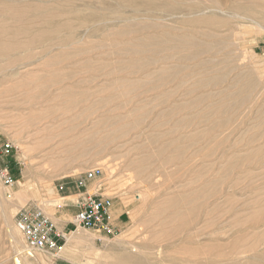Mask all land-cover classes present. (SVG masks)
<instances>
[{
    "label": "rangeland",
    "instance_id": "obj_1",
    "mask_svg": "<svg viewBox=\"0 0 264 264\" xmlns=\"http://www.w3.org/2000/svg\"><path fill=\"white\" fill-rule=\"evenodd\" d=\"M186 1L0 0V264H264V0ZM92 169L113 237L71 224Z\"/></svg>",
    "mask_w": 264,
    "mask_h": 264
},
{
    "label": "built area",
    "instance_id": "obj_2",
    "mask_svg": "<svg viewBox=\"0 0 264 264\" xmlns=\"http://www.w3.org/2000/svg\"><path fill=\"white\" fill-rule=\"evenodd\" d=\"M13 149L14 146L10 142L0 145V185L8 190L15 186L16 180L1 161L3 157L9 156ZM99 177L100 171L92 169L84 172L83 177L76 181L75 186L78 189L74 202L76 213L71 224L74 231L92 230L113 237L115 226L111 214V201L100 195L101 185L99 183L91 188L87 185ZM58 208L61 207L58 206ZM15 224L29 250L47 252L54 256L61 251L62 246L59 245V241L65 242V239L58 234L52 221L40 208L30 206L20 208L15 216Z\"/></svg>",
    "mask_w": 264,
    "mask_h": 264
},
{
    "label": "bare ground",
    "instance_id": "obj_3",
    "mask_svg": "<svg viewBox=\"0 0 264 264\" xmlns=\"http://www.w3.org/2000/svg\"><path fill=\"white\" fill-rule=\"evenodd\" d=\"M2 1V0H1ZM186 1V0H185ZM258 1V0H257ZM142 2V1H141ZM182 2H183V0H182ZM187 2V1H186ZM185 2V3H186ZM163 4H165V3H163ZM183 4V3H182ZM142 5V4H141ZM140 5V6H141ZM186 4H184V6H185ZM188 5V4H187ZM155 6V5H154ZM159 6V5H158ZM167 6H169L168 4H167ZM171 6V5H170ZM165 7V6H164ZM226 7V6H225ZM186 8V7H185ZM187 8H189L188 6H187ZM243 8V7H242ZM250 9V8H249ZM165 10V9H164ZM135 11V10H134ZM194 11V10H193ZM209 11V10H208ZM217 11V10H216ZM198 12H199V10H198ZM206 12V11H205ZM221 12V11H220ZM200 13V12H199ZM221 13H223V12H221ZM229 13V12H228ZM227 13V14H228ZM244 13V12H243ZM242 13V14H243ZM188 14V13H187ZM195 14V13H194ZM245 14V13H244ZM172 15H174V14H172ZM190 15V14H189ZM199 15V14H198ZM198 15H196V16H198ZM231 15V14H230ZM237 15V14H236ZM175 16V15H174ZM183 16H184V14H183ZM176 17H178V14H177V16ZM181 17V16H180ZM118 18V17H117ZM1 19V18H0ZM72 19V18H71ZM84 19V18H83ZM119 21V20H118ZM89 22V21H88ZM112 22V21H111ZM256 22V21H255ZM1 28H2V26H1ZM23 29H18V31L19 32H21ZM248 95V94H247ZM249 96V95H248ZM243 103V102H242ZM241 103V104H242ZM225 123V122H224ZM223 124V123H222ZM223 130H221V132H222ZM1 195V194H0ZM1 199H2V195H1ZM4 215H6V214H4ZM12 235H13V233H11ZM10 234V235H11ZM10 237V236H9ZM15 238V237H14ZM68 239V238H67ZM16 241V240H15ZM68 241H69V239H68ZM16 243V242H15ZM68 243V242H67ZM72 243H74V244H76V245H83V246H85V247H87V250H89V252H90V255H92V256H98L99 255V251L94 247V246H92L91 245V243L90 244H86L87 243V241H86V239H82V237L81 236H77V237H74L73 239H72ZM130 251V250H129ZM14 252V251H13ZM86 252V251H85ZM29 253V252H28ZM138 253V252H137ZM88 254V253H87ZM35 257V256H34ZM262 257V256H261ZM34 259V258H33ZM36 259V258H35ZM99 260V259H98ZM36 263H37V261H36ZM17 264V263H16Z\"/></svg>",
    "mask_w": 264,
    "mask_h": 264
},
{
    "label": "crops",
    "instance_id": "obj_4",
    "mask_svg": "<svg viewBox=\"0 0 264 264\" xmlns=\"http://www.w3.org/2000/svg\"><path fill=\"white\" fill-rule=\"evenodd\" d=\"M76 193L74 194V196H76L77 195V193H78V189L76 188ZM75 212H76V210H75ZM112 215H113V217H114V214H113V210H112Z\"/></svg>",
    "mask_w": 264,
    "mask_h": 264
}]
</instances>
